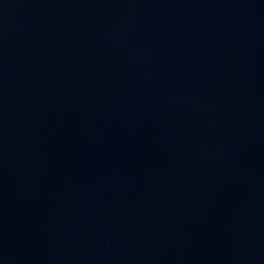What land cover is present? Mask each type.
<instances>
[{
    "label": "water",
    "instance_id": "obj_1",
    "mask_svg": "<svg viewBox=\"0 0 264 264\" xmlns=\"http://www.w3.org/2000/svg\"><path fill=\"white\" fill-rule=\"evenodd\" d=\"M0 264H264V0H0Z\"/></svg>",
    "mask_w": 264,
    "mask_h": 264
}]
</instances>
